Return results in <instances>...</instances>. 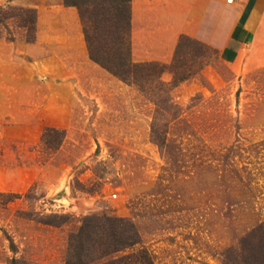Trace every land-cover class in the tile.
Here are the masks:
<instances>
[{
	"label": "rangeland",
	"instance_id": "1",
	"mask_svg": "<svg viewBox=\"0 0 264 264\" xmlns=\"http://www.w3.org/2000/svg\"><path fill=\"white\" fill-rule=\"evenodd\" d=\"M29 9L0 2V264H64L69 232L101 212L130 218L154 264H223L243 237L245 263L264 264V34L230 62L188 35L202 45L172 67L176 47L136 59L130 24L131 59L166 65L164 87H140L87 46L33 49ZM46 127L64 131L55 149Z\"/></svg>",
	"mask_w": 264,
	"mask_h": 264
},
{
	"label": "crops",
	"instance_id": "2",
	"mask_svg": "<svg viewBox=\"0 0 264 264\" xmlns=\"http://www.w3.org/2000/svg\"><path fill=\"white\" fill-rule=\"evenodd\" d=\"M10 1L36 11L33 49L46 48L48 55L86 52L74 6L61 0ZM130 10L136 59L169 61L179 36L186 34L214 46L225 61L235 60L264 34V0H131Z\"/></svg>",
	"mask_w": 264,
	"mask_h": 264
},
{
	"label": "trees",
	"instance_id": "3",
	"mask_svg": "<svg viewBox=\"0 0 264 264\" xmlns=\"http://www.w3.org/2000/svg\"><path fill=\"white\" fill-rule=\"evenodd\" d=\"M62 4L77 9L88 55L92 61L123 82L143 87L142 82L151 80L158 88L164 87L165 83L160 74L166 65L131 59V0H63ZM29 10L35 12L34 9ZM190 39L186 34L179 36L172 67L179 61L178 49L184 41ZM191 40L200 44L197 40ZM171 71L176 75L175 71ZM177 78L182 81L187 76L181 75ZM151 127V140L161 148L164 138H160L155 123ZM63 137V130L46 127L41 134V141L55 149ZM46 223L55 224L54 221ZM243 241L246 242L245 237L241 239L239 246L228 247L222 251L223 264H247L243 254ZM154 260L153 253L145 245L130 218L101 212L85 215L79 226L69 232L64 264H154Z\"/></svg>",
	"mask_w": 264,
	"mask_h": 264
}]
</instances>
